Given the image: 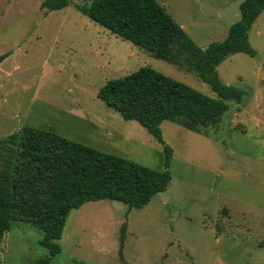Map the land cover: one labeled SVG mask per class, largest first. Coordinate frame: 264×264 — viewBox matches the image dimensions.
<instances>
[{
  "label": "rangeland",
  "instance_id": "obj_1",
  "mask_svg": "<svg viewBox=\"0 0 264 264\" xmlns=\"http://www.w3.org/2000/svg\"><path fill=\"white\" fill-rule=\"evenodd\" d=\"M43 1L0 0V140L27 125L51 129L163 170V145L102 101L99 89L144 66L215 96L210 87L184 59H160L82 14L76 6L88 0L52 12ZM157 1L206 49L228 36L244 0ZM249 42L255 56L230 55L217 67L225 84L245 91L241 103L202 133L161 124L173 149L167 190L141 209L108 199L73 209L61 252L47 264H264V10ZM43 238L14 221L0 242V264H45Z\"/></svg>",
  "mask_w": 264,
  "mask_h": 264
},
{
  "label": "trees",
  "instance_id": "obj_2",
  "mask_svg": "<svg viewBox=\"0 0 264 264\" xmlns=\"http://www.w3.org/2000/svg\"><path fill=\"white\" fill-rule=\"evenodd\" d=\"M76 8L123 40L170 63L182 59L205 82L209 96L163 73L144 66L107 81L98 97L125 120L139 122L164 147V169L157 170L122 156L71 140L51 129L23 126L0 140V242L14 221L43 231L41 241L50 254L61 252L66 220L73 209L103 199L141 209L167 190L173 149L163 137L161 124L172 121L197 133L218 124L231 103H241L245 91L225 84L217 67L230 55L257 51L249 31L264 10V0H244L240 19L223 41L206 49L197 46L157 0H88ZM72 0H44L47 12L61 10ZM121 227L120 249L126 239ZM122 255V254H121Z\"/></svg>",
  "mask_w": 264,
  "mask_h": 264
}]
</instances>
